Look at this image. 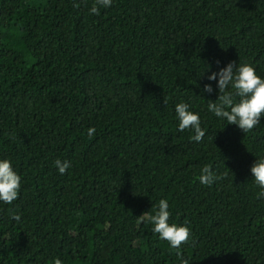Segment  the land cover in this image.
Segmentation results:
<instances>
[{
	"label": "trees",
	"instance_id": "16d2710c",
	"mask_svg": "<svg viewBox=\"0 0 264 264\" xmlns=\"http://www.w3.org/2000/svg\"><path fill=\"white\" fill-rule=\"evenodd\" d=\"M93 3L0 0V159L22 178L0 201V264H180L148 219L161 199L191 229L189 264H264L250 171L264 116L244 133L208 110V76L229 62L264 79V0H113L99 15ZM180 102L200 142L177 130ZM205 165L224 178L201 184Z\"/></svg>",
	"mask_w": 264,
	"mask_h": 264
},
{
	"label": "clouds",
	"instance_id": "9594fccd",
	"mask_svg": "<svg viewBox=\"0 0 264 264\" xmlns=\"http://www.w3.org/2000/svg\"><path fill=\"white\" fill-rule=\"evenodd\" d=\"M112 3L113 0H94L90 13L99 15L101 7H111ZM217 63L220 62L217 61ZM208 80L217 81L218 98L215 102L209 101L208 103V110L214 113L217 118L226 120L227 124L236 125L244 133L252 131L260 123L261 117L264 116V79L256 74V70L251 64L237 65L234 61L229 62L219 72L209 75ZM203 91L212 93L211 84H205ZM235 97H239L238 102ZM175 112L178 118L177 130L184 132L186 129H191L194 132L191 139L200 142L206 133L201 127L199 114L191 111L190 105L184 102L175 105ZM87 132L91 137L95 134L96 129L89 128ZM55 165L60 174H65L66 170L71 167L69 161L60 159L55 161ZM250 171L255 183L261 188L258 198L264 196V158L256 159ZM222 178L224 177L217 175L210 165H205L199 175L200 183L207 186H211ZM21 179V176L14 170L11 160L0 159V201L4 204H12L18 199ZM170 215L169 202L167 199H161L155 214L150 215L148 219L153 224V231L159 235V238L167 241L173 249H176L180 264H189V261L183 257L181 246L188 244L191 229L187 221L180 225L170 224ZM12 218L20 220V217L15 214ZM53 264H63V261L57 257Z\"/></svg>",
	"mask_w": 264,
	"mask_h": 264
}]
</instances>
